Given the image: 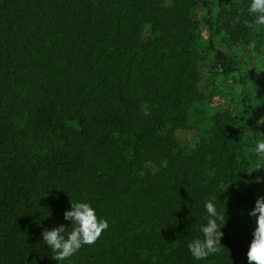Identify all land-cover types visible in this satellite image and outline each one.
Instances as JSON below:
<instances>
[{
    "label": "trees",
    "instance_id": "trees-1",
    "mask_svg": "<svg viewBox=\"0 0 264 264\" xmlns=\"http://www.w3.org/2000/svg\"><path fill=\"white\" fill-rule=\"evenodd\" d=\"M201 3L211 69L237 73L241 109L200 126L189 123L203 98L197 0H0V264H248L253 229L240 216L258 185L247 132L264 107L212 38L248 45L261 26H232L238 13L252 19L250 0ZM191 126L200 135L181 143ZM213 196L224 247L197 260L187 245L202 238ZM70 200L109 227L55 261L42 232L71 230Z\"/></svg>",
    "mask_w": 264,
    "mask_h": 264
},
{
    "label": "rangeland",
    "instance_id": "rangeland-1",
    "mask_svg": "<svg viewBox=\"0 0 264 264\" xmlns=\"http://www.w3.org/2000/svg\"><path fill=\"white\" fill-rule=\"evenodd\" d=\"M212 9L219 0H205ZM202 0H197L194 10L193 18L196 21V31L198 32L199 43L203 48L202 56L204 60L199 65V80L198 90L201 92L203 98L200 102L196 103L191 109L189 123L197 120L201 124L205 123L208 116L214 113L227 111L235 114L241 109L239 94H240V81L237 73L223 74L216 69H211L212 52L207 47V32L203 18L205 16V9L202 6ZM255 45V55L248 52L250 44ZM212 44L223 53H226L231 62L238 65L242 70L247 82L245 91L251 99V103L256 106L264 107V26L255 30L253 40L248 45H233L230 44L222 31H214ZM257 71H260L259 74ZM261 119L251 125V129L247 132L249 137L247 143H251L249 151H254L255 145L258 141L264 140V124ZM194 128L191 126L186 131H178L177 136L181 143H189L194 140L201 133V127ZM253 130H256L253 133ZM255 137L252 138V135ZM35 149L44 151L45 145L43 143L35 142ZM257 156V155H256ZM260 161L257 156L254 163L251 165L249 172H251L256 164ZM248 172V173H249ZM251 180L258 185L256 191V198L264 195V181L255 182L258 176H264V170H257L249 173ZM243 210L240 216V222L250 229H254L255 220L248 215L252 207Z\"/></svg>",
    "mask_w": 264,
    "mask_h": 264
},
{
    "label": "clouds",
    "instance_id": "clouds-1",
    "mask_svg": "<svg viewBox=\"0 0 264 264\" xmlns=\"http://www.w3.org/2000/svg\"><path fill=\"white\" fill-rule=\"evenodd\" d=\"M247 13L252 19L238 13L233 18L232 26L242 24L244 27L253 30L258 26H264V0H250ZM248 52L255 55L254 43L249 45ZM259 72L257 71L258 74ZM141 109L145 116L151 115L147 103L142 104ZM261 124H264V121ZM254 153L260 157V161L251 172L264 170V140L256 143ZM262 181H264V176H258L255 182ZM215 199L216 197L213 196L205 203L208 215L206 224L200 229L202 238L193 239L187 245L189 252L197 260H203L210 255L219 253L224 247L221 243L224 236L221 228L226 224V214L218 212L214 203ZM70 202L71 208L64 212V219L71 221V230L68 231L67 226L61 224L52 227L50 230L44 229L42 232L43 241L54 253L51 258L55 261L68 260L83 246L94 245L109 227L108 221L98 217L96 210L89 203L74 202L72 200ZM248 215L254 218L255 227L246 254L247 262L248 264H264V195L256 198Z\"/></svg>",
    "mask_w": 264,
    "mask_h": 264
}]
</instances>
